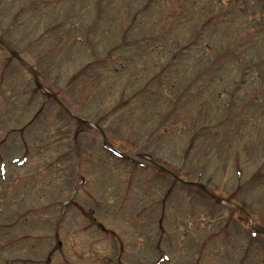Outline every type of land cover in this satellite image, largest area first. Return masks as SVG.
Returning a JSON list of instances; mask_svg holds the SVG:
<instances>
[{"label":"rangeland","instance_id":"rangeland-1","mask_svg":"<svg viewBox=\"0 0 264 264\" xmlns=\"http://www.w3.org/2000/svg\"><path fill=\"white\" fill-rule=\"evenodd\" d=\"M246 1L153 2L133 37L165 34V61L197 17L227 19L210 52L160 63L156 45L124 43L141 0H108L102 28L92 0H0V264H154L158 243L161 264H264V96L240 75L264 0Z\"/></svg>","mask_w":264,"mask_h":264},{"label":"trees","instance_id":"trees-1","mask_svg":"<svg viewBox=\"0 0 264 264\" xmlns=\"http://www.w3.org/2000/svg\"><path fill=\"white\" fill-rule=\"evenodd\" d=\"M93 1V6H94V9H93V13L95 14L96 13V10L98 9V7L95 6V2H97V4L100 5L99 3V0H92ZM142 1V6H141V10H144V6L146 5V3H148L149 0H141ZM113 7V6H112ZM117 8H119V6H117ZM129 14H132L131 12H133L134 8L132 7H129ZM116 9V7H115ZM122 8H119V12L121 13ZM112 9H108L107 12L111 11ZM114 13H115V10H112ZM186 11H187V8H186ZM113 12H112V15H113ZM106 15V13H105ZM112 15L109 16V14H107V17H106V20L108 21L109 19H113ZM117 15V14H116ZM186 15V13H185ZM187 18H193V15L191 13V11H189V14L187 15ZM199 20V17L196 18V20ZM194 20V18H193ZM190 22V21H189ZM189 22H183V27L184 28H187V26H190ZM172 25V24H170ZM200 24H198L196 27H193V30L192 28H190L189 30H191V33L189 35H193V41H195L197 44L198 42H201V43H204V39H207L208 37L209 38H213L215 37L214 35V32H211L210 35H207L206 37V30H201L199 33L197 34H194L195 32H197L199 29H200ZM132 27V25H130V28ZM126 31V30H125ZM194 31V32H193ZM126 33H128V31H126ZM208 38V40H209ZM175 41V40H174ZM256 43V42H255ZM208 44V43H207ZM257 44H260L256 49H251V50H254L253 54H256L255 56H252L251 57V62H252V74H253V84H254V87H259L260 86V82H263V79H264V44L262 43L261 40L257 41ZM170 47V46H169ZM209 45L208 46H204L202 49L203 50H206L207 52H210V50L212 49H209ZM159 53L161 54L164 50V45H159ZM173 49L172 47H170V50ZM203 50H198L199 52L197 53V57H200L204 51ZM171 52V51H170ZM188 55V58H191L192 56H194V53L193 52H189L187 53ZM252 55V54H251ZM164 59V58H162ZM263 94L259 95L258 98H257V102H260L263 98Z\"/></svg>","mask_w":264,"mask_h":264}]
</instances>
